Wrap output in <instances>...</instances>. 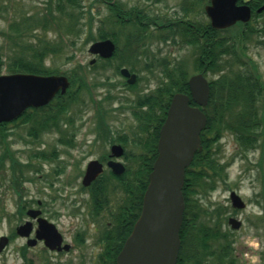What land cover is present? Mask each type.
I'll return each instance as SVG.
<instances>
[{
	"label": "flooded vegetation",
	"instance_id": "obj_1",
	"mask_svg": "<svg viewBox=\"0 0 264 264\" xmlns=\"http://www.w3.org/2000/svg\"><path fill=\"white\" fill-rule=\"evenodd\" d=\"M248 2L249 0H239L238 4H247L250 7V19L245 22L239 21L225 28V30L234 28L237 31L238 37L235 48L237 54L241 55L242 70L254 71L258 74L252 59L247 58L244 54L248 43L252 40L260 48H264V20L258 21L257 19V17L264 14V9L259 12L257 11L264 4L252 6ZM118 14L122 16L121 12ZM118 19L120 18L118 17ZM254 21H258V23H253ZM157 26H161V24ZM227 37L229 38V35L223 38ZM207 47L209 52L206 60L205 77L209 85V97L206 103L208 106V116H206L207 122L209 120L210 122L208 123L205 137V165H210L212 162L213 146L210 124L212 110L210 92L214 83L213 81L218 80L228 69V64L224 63L225 60H223V57L227 56L228 53L216 54V61L214 63L213 52L219 53V50L215 49L214 51L211 42H208ZM120 68L114 69L116 74L120 75V82L114 83L108 80L105 82L109 88V92L104 95V101L108 103L113 100L115 103L108 104V106L103 108L102 101H97L96 130L93 132V140L87 149L84 148L85 143L81 144L79 142L80 147L76 145L74 139L77 131L64 130L63 127L59 130L58 123L60 116H58L56 124L48 129H45L41 125L42 116L51 110L50 106L29 107L13 121L0 123V184L6 186L2 190L3 194L12 191L17 196L16 206L12 212L3 210L4 207L1 204L0 198V224L2 225L3 222H7L9 225L7 227L0 226V264H4L3 261L5 260L14 259L13 257L16 255L24 257L27 248L35 249L37 246H40L45 253L51 252L55 255H69L75 250H83V246L85 245L89 246L86 242L88 239L92 240L90 242L92 246L90 247L95 252L91 259L93 264H100V262L107 263L113 257L116 259L117 254L114 255V251L117 230L121 234L120 237H122L127 228L133 225L131 219L133 210L138 211L137 216L140 212L138 210L140 209L139 200L137 199L135 203H132L130 198L131 189L128 188L127 194L124 192L123 185H131V171L134 168L139 169L140 167L134 166L133 152L131 150L127 151L126 148V145L132 142V137L126 139L123 136L124 133L120 137H114L112 135L114 132L109 130L107 124V115L111 110L113 113L121 112V114L128 111L124 114L130 115L132 120L136 122L140 116L145 118L146 116L153 117L155 113L159 114L156 118L161 121V124L158 126L159 133V129L166 118L171 98L174 93L179 92L175 91L169 97L162 96L159 88L163 84V81L167 82L169 78L160 67H144L131 71V73L134 72L136 74V81L132 84L128 83L127 77L120 74ZM139 69L141 70L139 71ZM140 80L146 82H144L142 88H139ZM149 81H154V83H148ZM111 86L114 87V90L110 88ZM183 93L190 96L189 105H197L191 100L189 90ZM159 98L160 101H166V104L165 102H161L163 107L156 104ZM73 104H75L74 101L65 110V113ZM101 116L104 119V125H100L99 120ZM26 118H31L30 120L34 121V124H31V121H24ZM66 121L69 125L72 124L69 123L72 122L71 118ZM10 124H13L14 127L9 128ZM27 124H29V127L25 133L13 130V128L22 129ZM31 128H34V132H31ZM52 131L57 134L55 146L49 147L47 144L40 142V145L34 147L33 150L25 151L27 148L33 147V140H38L43 134ZM12 135H17L16 139L19 140L21 145L20 143H16L17 146L14 144L13 138H11ZM116 144L121 145L122 148V153L119 155L113 154V146ZM200 144L201 149L196 150L194 155L203 150L201 133ZM94 148H99V153L95 158L85 160V155ZM24 157L26 158L23 159ZM93 160L101 164L102 172L91 180L89 184L85 185L83 179L86 169L89 162ZM114 162H120L123 165L124 172L122 174H117L113 171L111 163ZM46 164L50 166V170L47 172L44 170ZM70 172H72V176L69 175ZM29 173H33L35 176H30ZM123 175H126V177L123 178ZM38 181L46 189L45 196L41 198L27 194L29 192L28 183H37ZM259 196L264 199V192H260ZM59 205L62 208L59 209ZM230 216L238 218L237 211L232 209ZM83 217H86L84 222ZM69 219H71L70 224L72 226L75 223L78 227L74 232L72 230L70 236L67 237L61 231V227L64 221H69ZM76 219H80L82 224H77L75 222ZM239 219L242 221L241 218ZM59 220L62 225L61 223L59 225ZM47 223L54 225L58 232V235L55 234V241L47 237L45 230V225H48ZM48 240L52 243L53 247L47 245L46 242ZM108 248L110 251H108ZM66 260L64 263H61L59 261L51 262L50 258H46L42 264H71L72 260ZM181 263L190 264V261L182 260Z\"/></svg>",
	"mask_w": 264,
	"mask_h": 264
},
{
	"label": "trees",
	"instance_id": "obj_2",
	"mask_svg": "<svg viewBox=\"0 0 264 264\" xmlns=\"http://www.w3.org/2000/svg\"><path fill=\"white\" fill-rule=\"evenodd\" d=\"M99 1L107 5L115 21L110 20V26L106 29L103 27L97 28L96 36L92 33L94 16L91 13L90 6L84 4L85 0H47L44 13L39 16L21 14L18 20L10 24V28L13 29V25H16L14 29L19 35L28 30L32 32L35 27L43 30L53 27L60 33L63 31L66 35L73 36L72 39H69L72 45L75 44V39L81 37L82 33L86 35L85 42L110 38L116 44L113 57L111 59L98 58L95 64L106 67L113 59L118 58L119 61L114 66L115 69H118L120 65H126L134 69L141 60H143L142 67L158 65L169 78V81H163L159 88L162 96L167 97L175 91H188L187 78L189 73L184 60L174 59L169 63L164 58H156L155 56L149 58L147 53L143 52V49L146 51L145 40L150 34L147 32L150 23L156 22V19H158L157 21L162 24V30L166 31L168 29L173 35H179L182 42L195 48L194 64L197 71L206 72V60L209 52L207 44L211 42L213 50H219V53L213 52L214 63L216 54L220 55L226 52L231 58L228 63L229 69L218 80H214L211 87L212 110L210 124L213 144L218 142L222 133L227 130L234 134L243 152L256 148L257 134L264 126V84L254 71L242 70L241 55L237 54L234 45V41L238 37L237 32L231 33L229 38H223L220 35V30L211 28L209 23L205 21H196L189 24L188 20L182 18L172 20L173 23H171L170 18L166 16H157V18L155 16L150 19L149 15L139 7L124 8L125 6L117 0ZM202 1L195 0L194 2L201 3ZM194 2L191 4H194ZM248 3L252 6H259L264 4V0H249ZM183 11L184 15H187L190 10L187 6H183ZM119 12L122 13V16H119ZM114 24L122 26L128 24L133 28H129V32L124 35L122 45L119 44L121 34L114 29ZM164 35L162 33L157 37L164 38L166 37ZM21 38H23V35L20 36L19 40ZM143 55L144 58H142ZM60 56L68 60L74 57L73 53L67 52V44L61 34L57 39L37 37L35 42H27L26 40L23 42L21 39L18 49L12 56H6L3 59L0 55V74L14 72L40 75L64 74L69 78L70 87L67 92L64 95L57 94L47 105L51 107V110L42 116L41 122L45 129L55 125L58 116L63 115L73 101L80 100L78 92L81 89L87 90L89 85L86 77L80 72L83 68L81 64L69 70H60L55 67L53 59L51 60L52 65L46 64L49 57L57 58ZM3 67L5 72H2ZM93 84H99V82H93ZM261 98L263 108L261 107L260 110L258 99ZM161 102L166 104V101H160V98L156 101V104L163 107ZM204 111L208 116L207 105L204 107ZM158 115L155 113L153 117L146 116L145 118L140 116L134 125L135 130L132 141L134 144L140 145L141 151L133 153L132 158L134 166L137 165L140 168H134L131 171L132 183L130 186L123 185V189L125 193L128 192V188L131 189L130 198L132 203H135L138 199L140 208L143 193L148 183V175L157 154L158 126L161 124V121L156 119ZM30 119L26 118L24 121H32ZM32 122L34 124V121ZM209 122H207L201 135L203 150L195 154L185 174L182 188L185 209L179 232L181 244L176 264H183L181 263L182 260H188L190 264H237V257L231 245L232 239H229L228 234L222 231L218 225L211 227L207 224H201L192 230L199 214L202 212L208 213L194 196L200 190L214 189L218 180L224 181L226 177L224 165L220 164L216 158V150L212 152L211 164L205 165V137ZM31 132H34V128H31ZM122 177L124 178L126 175ZM137 212L135 209L133 210L132 222L135 221ZM131 228L128 227L122 237H120L121 234L117 230L114 255L119 252ZM108 251H110L109 248ZM100 264H115V259L113 257L111 261L107 263L100 262Z\"/></svg>",
	"mask_w": 264,
	"mask_h": 264
},
{
	"label": "rangeland",
	"instance_id": "obj_3",
	"mask_svg": "<svg viewBox=\"0 0 264 264\" xmlns=\"http://www.w3.org/2000/svg\"><path fill=\"white\" fill-rule=\"evenodd\" d=\"M119 3L124 5V8L139 7L142 8L146 14L149 15L150 19L156 16H166L170 18L171 22L175 19L188 20L191 22L201 21L208 22L209 19L204 12V4L208 3L209 0H203L201 3H195L193 0H117ZM194 2V4H191ZM47 0H0V55L3 59L6 56H12V54L18 49L20 40L23 42H35L37 37L46 38V39H57L61 34L65 43L67 44V52L73 53L74 57L71 59H66L63 56L60 57H49L46 60V64L52 65V59L55 62V67L60 70H69L72 67H75L78 64H81L83 68L81 73L86 77L89 82L88 89H81L78 93L82 101L78 104H73L71 108L62 116L59 120V130L64 128V130L77 131L75 137L76 145H79V142L85 143L84 148H89L90 142H92L95 132V126L97 125L96 116L98 114L97 110V101H102L103 108L108 106V104H114L115 102L111 100L110 102L104 101V95L109 92V88L105 82L108 80L110 82H120V75L116 74L114 66L119 61L113 59L106 67L98 66L95 64L92 67L89 64L92 55L88 52L89 45L93 42H85L84 38L86 37L85 33H82L79 39H75V44L72 45L69 42V39H72L73 36L66 35L63 31L53 29L50 27L47 30L41 28H34L31 30L25 31L20 36L23 35V38H20L17 35V32L14 28L16 25H13V29L10 28V24L13 21L18 20L21 14L26 15H37L45 12V7ZM84 4L90 6V10L93 19V35H97L99 27L108 28L110 26V20L115 21L112 17L107 5L99 0H85ZM183 6L189 8L187 15L183 13ZM256 18V17H255ZM258 21L264 20V14L260 17H257ZM150 23L147 28L149 36L145 40L146 51L143 52L148 54L149 58H164L166 61L171 63L174 59L184 60L186 63V68L189 75L196 73L195 70V56H194V47L188 45L181 41V37L176 35L175 37L168 29L165 32L166 37H157L158 34H162L164 29L161 30L160 27H157L160 23L157 21ZM253 22V23H258ZM159 23V24H158ZM173 23V22H172ZM260 25V23H259ZM131 25H118L114 24L113 27L115 30L119 31L121 34L119 44H123L124 35L129 32ZM173 29V28H172ZM22 30V29H20ZM61 30V29H60ZM236 31L234 28L229 30H221L220 35L230 36L231 33ZM86 32V31H84ZM237 32V31H236ZM19 36V37H18ZM237 39H235L234 44L236 46ZM141 52V53H143ZM246 57L252 59V62L255 64L257 75L260 78L261 82L264 84V48H260L252 40L247 45V50L245 52ZM144 58V56H142ZM225 60L224 63H229L230 57H223ZM246 59V58H245ZM94 65V64H93ZM108 67V68H107ZM153 67H159L153 66ZM129 68V67H128ZM227 68V67H226ZM135 69L137 67L135 66ZM141 69H139L140 71ZM2 72H5L3 67ZM93 82H99V84H93ZM139 88H142L144 85L143 80H140ZM146 83V82H145ZM148 83H154V81H149ZM111 89L114 90V87L111 86ZM114 94V91H113ZM258 107L261 110L263 108L262 98L258 99ZM106 111V109H105ZM125 111L124 113H127ZM108 113V112H107ZM106 113V114H107ZM121 114V112H114L111 110L107 115L109 130H112L114 137H117L124 133V137L129 139L133 137V132L135 130V122L132 120L130 115ZM72 122L67 123L66 120L70 119ZM100 125H104V119L101 116ZM9 128L14 127L13 124L8 126ZM28 127L24 126L22 129H15V132L25 133ZM50 130V129H49ZM13 132V133H15ZM55 132L45 133L40 139L33 140V147L27 148L25 151H31L34 147L39 146L40 142L47 144V146H55ZM259 143L256 148L243 152L240 148L238 142L236 141L234 134L230 131H224L218 142H215L212 146V152L216 150V158L220 164L224 165V173L226 177L224 181L218 180L216 187L214 189H207L206 191L200 190L194 198L198 199V202L203 208L206 209L208 213H200L199 218L194 222V230L197 226L201 224H207L211 227L218 225L224 231H230L228 237L231 240L232 249L237 257V264H264V199L260 197V192H264V126L260 129L259 134H257ZM17 135H12L11 138L14 141V144L20 143L16 139ZM21 145V143H20ZM17 146V145H16ZM104 147V146H102ZM127 151H132L133 153H139L141 147L139 145H134L133 142L126 145ZM99 149V148H98ZM98 149H93L91 152L85 155V160L89 158H95L99 153ZM24 157L23 159H25ZM76 159V158H74ZM45 171H49L50 166L46 164L44 167ZM82 168V167H81ZM82 170V169H81ZM30 176H35L33 173H29ZM72 176V172L70 174ZM0 198L1 204H3V210L6 212H12L16 206V194L12 191L6 192L3 194L4 184H0ZM29 192L28 195L41 198L45 196L46 189L44 185L38 181L37 183H28ZM39 190V192H38ZM42 190V191H41ZM234 190L238 193L241 198L246 202V207L237 211L238 218L242 219V225L238 230H233L227 223L228 216L231 215L233 207L230 205L229 192ZM260 197V198H258ZM58 208H62L61 205ZM60 216V215H59ZM58 217V216H56ZM86 218V217H85ZM83 217V222L85 221ZM81 219V218H80ZM80 219H76L77 224H82ZM5 221V220H3ZM71 219L65 220L61 231L69 237L72 230H77L78 225L75 223L70 224ZM61 221L59 220V225ZM85 224V223H84ZM62 225V223H61ZM86 225V224H85ZM0 226H9L7 222H3ZM83 226V225H82ZM217 228V227H216ZM88 245L83 246V250L73 251L69 255L61 254L55 255L51 252L45 253L40 246H37L35 249H26L25 256L16 255L14 259H8L3 261L4 264H42L43 260L46 258L51 262H65L66 259L72 260L71 264H93L91 259L95 253L91 250L92 246L90 242L92 240L86 241ZM22 246V245H21ZM96 255V254H95ZM32 261V262H31ZM54 264V263H53Z\"/></svg>",
	"mask_w": 264,
	"mask_h": 264
},
{
	"label": "water",
	"instance_id": "obj_4",
	"mask_svg": "<svg viewBox=\"0 0 264 264\" xmlns=\"http://www.w3.org/2000/svg\"><path fill=\"white\" fill-rule=\"evenodd\" d=\"M238 0H209L204 11L210 25L222 29L237 21H248L251 9L247 4H237ZM261 6L257 11H261ZM115 50L110 39L91 43L88 52L109 58ZM94 59L90 60L93 63ZM121 74L128 82L135 81V74L122 68ZM70 82L65 75H38L32 73L0 74V123L11 121L21 115L27 107L47 104L57 92L64 93ZM192 99L205 106L209 96L208 82L202 73L192 75L188 80ZM186 94L175 93L167 110L165 121L159 130L157 156L149 173L147 187L143 194L141 211L132 229L118 252L115 264H176L180 237L179 230L184 212L182 187L185 169L190 164L194 152L200 149V132L206 123V116L199 106H190ZM122 153L120 145L113 146V154ZM115 173L124 167L120 162L111 163ZM102 172L101 164L89 162L83 179L89 184ZM233 207L243 208L244 201L235 192H230ZM46 222V221H45ZM231 228L238 229L241 222L233 217L228 219ZM48 224V223H47ZM47 237L55 241L58 235L54 225H45ZM47 245L52 243L48 240Z\"/></svg>",
	"mask_w": 264,
	"mask_h": 264
}]
</instances>
